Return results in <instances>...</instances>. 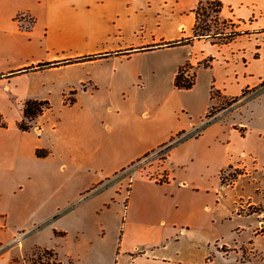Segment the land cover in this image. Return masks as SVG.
<instances>
[{
    "label": "crops",
    "instance_id": "1",
    "mask_svg": "<svg viewBox=\"0 0 264 264\" xmlns=\"http://www.w3.org/2000/svg\"><path fill=\"white\" fill-rule=\"evenodd\" d=\"M217 1L222 32L165 47L193 37L199 0H0V114L5 121L6 109L16 111L6 127H0V191L21 192L12 209L0 201V216L6 218L13 210L41 214L35 203L46 191L41 203L54 204L46 210L48 216L74 217L89 198L87 193L66 195L73 173L90 175L93 196L96 188L91 186H104L172 139L182 138L166 151L164 181L146 176L131 181V191L140 179L159 188L163 198L150 214L126 215L117 252L100 253L81 231L93 246L89 264H227L231 256L236 264H264L257 247L264 239V183H253L246 196L240 194L227 206L229 186L220 179L227 168L253 181L258 170L264 175V165L256 166L264 151V128L253 135L261 141L260 148H233L235 138L250 136L233 117L244 101L241 95L264 92V0ZM230 31L237 36L224 41ZM145 47L154 48L139 50ZM87 56L96 58L64 63ZM53 62L57 64L35 69ZM187 63L195 83L191 89H177L174 78ZM211 91L221 101L236 100L205 125L215 101ZM30 99L47 101L49 108L28 131H21L17 123L23 119V103ZM204 137L207 151L184 149ZM41 149L48 152L44 158L35 155ZM193 167L201 172L196 178L177 180L176 170ZM94 198L86 222L109 227L114 222L110 205ZM62 206L66 209L57 214ZM130 232L152 241L143 251L125 250ZM2 245L0 264H31ZM45 249L53 250L59 261L55 249ZM244 249L259 254L260 260L242 262ZM129 251L138 252L131 256Z\"/></svg>",
    "mask_w": 264,
    "mask_h": 264
},
{
    "label": "rangeland",
    "instance_id": "2",
    "mask_svg": "<svg viewBox=\"0 0 264 264\" xmlns=\"http://www.w3.org/2000/svg\"><path fill=\"white\" fill-rule=\"evenodd\" d=\"M212 20L213 14H210L207 20L211 29L210 32H222L223 27L219 24H213ZM220 38L223 37L221 36ZM189 75L191 76L192 72H190ZM243 96H245L244 101L237 109H235L233 117L236 119V123L239 121L243 123L241 127L244 129L246 128L247 132L250 133V138L246 137V140H241L238 137L235 138L233 141V148L239 151L247 150V147L250 145L260 148L262 145L261 141L256 139V136L254 137L253 135L264 128V92L257 95L250 94V91H245ZM51 98L55 99L56 95H52ZM214 98L215 101L210 108L212 114V117L210 118L211 120H213L223 108L230 109L235 102L229 100L221 101L216 99V96ZM193 103H196L195 96ZM5 112L7 116V119H5L6 122L15 117V109H6ZM238 131L240 137L243 138V130L238 128ZM207 139L208 137H204V139L192 143V145H185L184 149H196V151L198 150V153L207 151ZM201 145H203V148ZM165 155V148H159L153 154L140 159L125 172L114 176L109 182L105 183L104 186H91V188H96V192L93 191V196H89V184H91L90 175L83 176L73 173L67 180L69 188L66 190V195L74 198L77 194L87 193L86 195L89 198L88 202L77 207L78 212L74 217L63 215L48 216L46 210L53 207L54 204L51 200H47L46 203H41L43 197L48 196V192L41 191L40 196L35 203V208L39 209L41 214L26 216L21 215L17 210H13L12 213H10V216L6 218L0 216V243L3 244L1 249H9L18 259H20V256H26L31 264H55L58 262L57 257L54 256L53 250H47L45 248L55 249L59 253L58 258L62 264H89L91 253L89 247L93 246H88V242L84 241L85 236H82L83 233H81V231L84 230L85 233L88 234V237L86 238H90L86 239V241L91 240L90 242L93 243L94 247L98 246L96 250H99L100 253L108 254L109 251L113 249L117 252L120 246L118 243L121 242L122 223L126 215L128 214L127 216H130L132 214L134 215L133 217H136L139 215L150 214L151 208L154 205L160 206L163 198L159 188L155 189L148 185H143L141 183L142 180L140 179L136 181L132 191L129 185L135 176H146L154 179L161 175L163 176L162 181H164L167 178V173L164 168H162L163 160L166 157ZM261 165H264V151L259 152L258 160L256 161L258 169ZM261 171L258 170L255 173V179L253 181L252 176L240 177L239 175L241 173H236L233 169H226L224 172L225 177L228 174H234L228 176L226 179L225 185L229 186V194L226 193L227 199L225 202L227 206L231 205L234 199H237L238 201V196L240 194H242L243 197L246 196V193H249L251 187H254L253 183L260 182V187L263 185L264 175ZM211 172L209 175L210 177L213 175ZM200 173V171H197L193 167L187 169L186 172L184 170H176L175 174L178 178L177 180H186L189 182L193 177L196 178L197 174L199 175ZM111 184H117V187L121 189L115 190ZM99 187L100 191H98ZM127 191L129 192L128 195L130 196V200H127ZM260 192L255 194L261 195L262 192ZM11 193H9V191L7 193L5 190L0 191V201L4 206L7 205L9 209H12V207L17 205L19 200L18 197L21 194V192L17 190H15L12 195ZM24 193L25 192H23V194ZM92 197H95L94 201L96 200L98 203H101L104 200L110 205L111 215L114 217V222L109 227L100 226L98 223H95L96 220H94V223L92 221L86 222L89 217L87 212L88 208L91 206L90 198ZM220 198L223 199V192H221ZM65 209L66 207L62 206L57 214L62 213ZM59 232L64 234H58ZM143 235L144 234H138L137 232L128 233L125 238V250H134V248L137 247L139 248L138 251H143V249L149 245L150 241H152L151 238ZM226 240L229 242L228 235ZM257 247L264 255V239H261L257 243ZM138 251H129V255ZM67 255L70 256V258L66 257ZM240 257L242 262L252 260V258L260 260L259 254L253 252L249 253L245 249L243 252L240 251ZM236 261L237 259L234 256H231L228 257L227 264H236Z\"/></svg>",
    "mask_w": 264,
    "mask_h": 264
},
{
    "label": "trees",
    "instance_id": "3",
    "mask_svg": "<svg viewBox=\"0 0 264 264\" xmlns=\"http://www.w3.org/2000/svg\"><path fill=\"white\" fill-rule=\"evenodd\" d=\"M220 7H221V4L217 0L212 1V2H205V3L202 0H199L198 5L195 9L196 23L193 27V37L191 39H186V40L182 39L180 41L167 43L164 46L165 47H172V46L181 45V44H189L194 38H202V37L207 36L209 34V32L211 31L210 26L207 23L208 22L207 20H208L210 14H213L212 23L218 24V14L220 12ZM235 36H237V33L231 32L225 36L224 41L231 40ZM153 48L154 47H145V48H142L139 50L143 51V50H150ZM94 58H96V56H87V57H83V58H80V59H77L74 61L69 60V61L64 62V63L65 64L72 63V62H76L78 60H92ZM56 64H57L56 62L42 63V64L37 65L35 67V69L49 68V67L55 66ZM189 68H191V66L188 63L179 68V70H178V72L174 78V87L175 88L188 90V89H191L193 87V85L195 83V72H192V75L190 76L189 74H187V70ZM27 70L28 69H25V71H27ZM215 95H216V93L214 91H211V99H213L215 97ZM243 95H244V93L241 96H243ZM235 100L236 99H233L232 101H235ZM70 102H72V100ZM48 108H49V102H47V101L36 100V99L26 100L22 106L23 119L17 123L18 128L21 131H28L32 127V121L35 118H37L38 116L42 115V113ZM211 117H212V114H211V111L209 109V111L207 112V114L205 115V118H204V124L205 125L212 121L210 119ZM0 127H6V123L3 120V117L1 114H0ZM199 133H200V130L198 133L195 134V137L198 136ZM181 140H182V138L178 139L176 142H173V139H172L166 145L165 151H169L173 147L174 144L179 143ZM35 155L38 158H44L48 155V152L44 149L36 150ZM224 172L225 171H221V173H220V179H221L222 184H226V179L228 176L234 175V174H230V175L228 174L225 177ZM237 172L238 171H236V173ZM58 234H64V233L59 232ZM55 264H61V262L58 261Z\"/></svg>",
    "mask_w": 264,
    "mask_h": 264
},
{
    "label": "built area",
    "instance_id": "4",
    "mask_svg": "<svg viewBox=\"0 0 264 264\" xmlns=\"http://www.w3.org/2000/svg\"><path fill=\"white\" fill-rule=\"evenodd\" d=\"M230 32H231V31H230ZM230 32H229V33H230ZM187 74H190V73H187ZM176 140H178V139H176ZM162 178H163V176H161V175L158 176V179H159V180H162ZM207 261H209V259H207Z\"/></svg>",
    "mask_w": 264,
    "mask_h": 264
}]
</instances>
